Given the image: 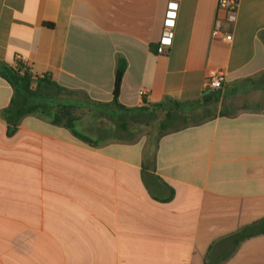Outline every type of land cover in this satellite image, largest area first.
I'll use <instances>...</instances> for the list:
<instances>
[{"label": "crops", "instance_id": "1", "mask_svg": "<svg viewBox=\"0 0 264 264\" xmlns=\"http://www.w3.org/2000/svg\"><path fill=\"white\" fill-rule=\"evenodd\" d=\"M219 3L0 0V61L24 56L84 111L74 129L37 115L12 127L0 76V264H264V0H238L234 23ZM218 18L231 42L212 37ZM211 69L226 75L217 91ZM156 110L162 130L168 113H205L139 135Z\"/></svg>", "mask_w": 264, "mask_h": 264}, {"label": "trees", "instance_id": "2", "mask_svg": "<svg viewBox=\"0 0 264 264\" xmlns=\"http://www.w3.org/2000/svg\"><path fill=\"white\" fill-rule=\"evenodd\" d=\"M127 68L125 59L117 61L116 76L113 90L112 104L124 108L118 103L122 80ZM0 76L12 87L13 96L1 116L10 125L16 126L25 116L37 115L50 119L52 123L74 129L76 121L82 117L84 111L67 102L64 97L65 89L57 85L47 76L36 77L30 73L29 68L17 61L15 66L0 61ZM174 103V101H171ZM95 106H104L102 103H92ZM174 115L167 114V121L172 122ZM168 127L163 125V129ZM80 137L84 138L82 135ZM264 230V228H262Z\"/></svg>", "mask_w": 264, "mask_h": 264}, {"label": "built area", "instance_id": "3", "mask_svg": "<svg viewBox=\"0 0 264 264\" xmlns=\"http://www.w3.org/2000/svg\"><path fill=\"white\" fill-rule=\"evenodd\" d=\"M219 8L226 12V20L229 23H234L236 21L237 11H238V0H220ZM177 18V6L171 5V8L167 12L166 20L164 23V28L162 32V37L160 44L157 48L158 54H165L168 50V47L171 46L174 36V29L176 26ZM222 22L221 19H216L213 35L212 37L217 39H224L226 42H231L233 40L232 34H227L222 31ZM18 61L23 63L26 66V58L19 57ZM226 80V75L223 71L217 69H211L207 72L205 89L208 91H217L219 90Z\"/></svg>", "mask_w": 264, "mask_h": 264}, {"label": "rangeland", "instance_id": "4", "mask_svg": "<svg viewBox=\"0 0 264 264\" xmlns=\"http://www.w3.org/2000/svg\"><path fill=\"white\" fill-rule=\"evenodd\" d=\"M203 113L205 112H195L194 114L188 115L180 113V116H177L176 119L170 123V127L165 130H162L160 126L161 123L166 120L165 111L156 110L150 114H140L137 118V123L134 122L133 124H137L139 135H148L150 136V139L154 140L161 136L163 133H167L176 128H181L183 126H188L200 122L202 120L201 115H203Z\"/></svg>", "mask_w": 264, "mask_h": 264}]
</instances>
